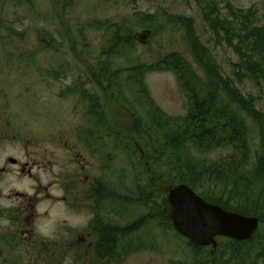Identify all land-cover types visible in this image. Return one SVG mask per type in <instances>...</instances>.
<instances>
[{"label":"rangeland","instance_id":"rangeland-1","mask_svg":"<svg viewBox=\"0 0 264 264\" xmlns=\"http://www.w3.org/2000/svg\"><path fill=\"white\" fill-rule=\"evenodd\" d=\"M205 5L215 6L222 18L230 16V9L251 10L256 14L254 23L264 24V0H54L51 4L47 0H6L0 5V168L8 158L26 161L27 156L33 161L45 158L44 162H51L36 175L43 186L58 181L50 191L52 199L42 191L34 208L40 234L46 236L56 226L84 221L60 202L66 197L64 187L73 178H105L111 190L119 188L122 202L124 196L135 198L131 191L137 179H133L132 169L138 168L135 176L140 172V154L134 144L125 151L121 140L117 148L114 140L107 137L108 126H94L90 113L96 105L108 101L109 110L117 113L122 126V105L108 95H121L125 90L124 69L129 67L126 60L153 66L171 53L185 52L184 32L169 17L193 20L198 40L222 75L235 79L233 70L238 57L224 37H214L207 28L201 11ZM145 18H149L147 24ZM114 27L122 32L132 30V36L151 30L152 39L146 46L136 43L128 58H107L102 55L104 38L106 31ZM101 67L115 73L118 89H107L104 81L101 86L93 83L92 74L98 76ZM143 82L153 103L164 114H186L184 98L172 72L156 69L147 73ZM236 86L243 96L254 99L256 109L264 116V81L256 85L245 79ZM136 110L144 117L141 109ZM95 130L105 136L101 138L105 146L98 149L107 151L103 156L106 162L84 146L83 134ZM64 142L85 157L89 167L85 174L66 153ZM138 180L140 186L146 181L143 177ZM37 184L20 179L16 173L0 176V208L9 210L18 204L17 200L5 198L11 190L33 199ZM127 202L119 225L126 229L138 224L137 230L124 237L121 257L109 264H211V248H197L172 228L150 221L149 207L130 199ZM110 220L116 224L113 215ZM0 225L5 223L0 220ZM258 232L257 242L264 238L263 228ZM217 243L220 246L214 258L223 245L221 240ZM1 249L7 251L0 244ZM258 264H264V257Z\"/></svg>","mask_w":264,"mask_h":264},{"label":"trees","instance_id":"trees-1","mask_svg":"<svg viewBox=\"0 0 264 264\" xmlns=\"http://www.w3.org/2000/svg\"><path fill=\"white\" fill-rule=\"evenodd\" d=\"M201 11L214 37H224L238 57L233 70L235 79L222 75L198 40L193 20L169 17L184 32L185 52L171 53L153 66L126 60L129 67L124 69V88L128 92L122 89L121 95H108L122 105V126L117 113L109 110L108 101L96 105L90 115L94 126H108L107 137L114 140L117 148L121 140L125 151L134 144L140 154V172L135 176L138 168L132 169V177L137 179L131 191L135 198L124 196L122 204L130 199L149 207L150 221L171 229L166 191L186 184L207 203L257 217L259 228L264 230V116L256 109L254 99L243 96L236 86L245 79L256 85L264 81V24L254 23L256 14L251 10L230 9L227 18H222L212 5H205ZM148 20L145 18L144 24ZM121 30L114 27L106 31L103 56L128 58L135 49L132 30ZM101 68L98 76L92 74L93 83L101 86L104 81L107 89H118L115 73ZM156 69L172 72L177 78L186 106L184 116H167L153 103L143 77ZM102 137L95 130L84 133L82 138L84 146L106 162L103 156L107 151L98 149L105 146ZM141 177L146 179L143 186L138 180ZM107 187L109 201L120 198L119 188L113 191L110 185ZM137 225L123 229V236L133 235ZM258 231L245 242L218 239L223 245L216 258V250L211 249V264H258L264 257V238L257 242Z\"/></svg>","mask_w":264,"mask_h":264},{"label":"flooded vegetation","instance_id":"flooded-vegetation-1","mask_svg":"<svg viewBox=\"0 0 264 264\" xmlns=\"http://www.w3.org/2000/svg\"><path fill=\"white\" fill-rule=\"evenodd\" d=\"M5 1L0 0V5H4ZM47 1L48 4L54 3V0ZM57 4H61L60 1ZM64 149L69 157L74 158L80 172L85 174L89 168L85 157L75 146L65 142ZM26 158V161L8 158L0 168L1 177L16 173L20 179L38 183L33 199L16 190H11L5 197L17 200L18 204L9 210L0 208V220L5 223L0 225V244L7 250H0V264H109L121 257L124 236L119 223H122L123 204L120 198L108 200L105 178L85 176L71 179L64 187L66 197H62L60 202L67 205L74 217L84 221L56 226L45 236L38 232L39 217L34 208L42 191L52 199L50 191L58 181L43 186L36 175L51 162H44L45 158L40 162ZM76 212L83 215L76 216ZM111 215L115 217L116 224L110 220Z\"/></svg>","mask_w":264,"mask_h":264},{"label":"water","instance_id":"water-1","mask_svg":"<svg viewBox=\"0 0 264 264\" xmlns=\"http://www.w3.org/2000/svg\"><path fill=\"white\" fill-rule=\"evenodd\" d=\"M151 30L136 32L133 39L146 46L152 39ZM173 230L182 238L201 248L217 249L218 239L249 241L258 231L260 220L207 203L186 184L166 191Z\"/></svg>","mask_w":264,"mask_h":264}]
</instances>
